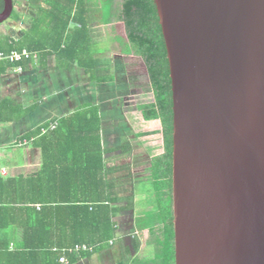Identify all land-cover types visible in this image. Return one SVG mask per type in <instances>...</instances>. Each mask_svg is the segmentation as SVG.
Listing matches in <instances>:
<instances>
[{
	"label": "crops",
	"instance_id": "crops-1",
	"mask_svg": "<svg viewBox=\"0 0 264 264\" xmlns=\"http://www.w3.org/2000/svg\"><path fill=\"white\" fill-rule=\"evenodd\" d=\"M15 2L17 15L0 25V43L11 38L27 45L21 49L33 52L37 59L16 66L0 62V104H11L5 106L0 121V178L36 176L44 165L38 144L42 135L60 126L71 130L74 121L79 129L91 124L104 164L102 176L110 186L107 193L118 200L114 205L117 229L105 248L73 262L69 256L68 264H151L156 246L150 230L139 232L137 220L154 214L156 207L148 210L138 202L142 196L156 206L155 194L144 191L146 184H154L153 160L164 153L163 132L160 119H147L141 108L153 103L155 96L146 65L136 56L119 19L124 0ZM17 67L24 72L17 73ZM69 118L73 122L65 121ZM52 122L57 128L43 134ZM24 141L30 144L17 145ZM66 149L71 148L49 150L55 154L50 156V167L59 168ZM69 195L87 197L82 191ZM13 234L17 244L24 242V230ZM15 249V244H1L0 264H8L7 251Z\"/></svg>",
	"mask_w": 264,
	"mask_h": 264
},
{
	"label": "water",
	"instance_id": "water-1",
	"mask_svg": "<svg viewBox=\"0 0 264 264\" xmlns=\"http://www.w3.org/2000/svg\"><path fill=\"white\" fill-rule=\"evenodd\" d=\"M0 25L14 12L4 0ZM172 93L174 264H264V0H154Z\"/></svg>",
	"mask_w": 264,
	"mask_h": 264
},
{
	"label": "trees",
	"instance_id": "trees-1",
	"mask_svg": "<svg viewBox=\"0 0 264 264\" xmlns=\"http://www.w3.org/2000/svg\"><path fill=\"white\" fill-rule=\"evenodd\" d=\"M4 5V0H0V13ZM119 19L125 25L136 56L142 58L146 65L155 96L153 103L141 108L147 119H160L163 132L164 153L153 160L151 169L156 212L137 220V229L139 232L150 230L157 250L151 264H174L172 93L154 0H124ZM31 30L33 32V27ZM30 38L27 36L25 42H29ZM26 46L6 38L0 45V51L8 54ZM8 104H0V121ZM74 122L71 130L66 131L60 126L42 135L38 144L43 149L44 165L39 174L5 181L0 178V245L12 243L16 248L13 252L7 251L8 264H59L62 250L78 245L94 249L93 252L70 256V262H73L79 256L100 251L115 238L117 209L114 205L118 200L107 193L110 186L105 182L107 178L102 176L104 164L97 147L98 137L91 124L81 125L79 129ZM54 146L71 148L69 151L66 149L65 160H58L59 168L49 166L50 156L55 155L49 150ZM64 161L68 163L64 164ZM80 191L87 197L80 200L67 196ZM18 229L25 231L21 244H17L13 234Z\"/></svg>",
	"mask_w": 264,
	"mask_h": 264
},
{
	"label": "built area",
	"instance_id": "built-area-1",
	"mask_svg": "<svg viewBox=\"0 0 264 264\" xmlns=\"http://www.w3.org/2000/svg\"><path fill=\"white\" fill-rule=\"evenodd\" d=\"M37 56L36 54H34L33 52L25 49V50H20V51H12L8 54H5L3 52H0V62H6L10 65H21L22 63L25 62H30L33 60H36ZM17 73L21 74L22 72H24V69H22L21 67H17L16 70ZM57 128V123H51L48 127L43 128L42 132L47 133L49 130H54ZM28 144H30L29 141H24V142H19L17 143V145L19 147H24L27 146ZM93 248L91 246H87V245H78L75 246L74 248H70V249H65L62 250L61 253V257H60V264H68L69 263V256L72 255H76V254H80L83 252H93Z\"/></svg>",
	"mask_w": 264,
	"mask_h": 264
},
{
	"label": "rangeland",
	"instance_id": "rangeland-1",
	"mask_svg": "<svg viewBox=\"0 0 264 264\" xmlns=\"http://www.w3.org/2000/svg\"><path fill=\"white\" fill-rule=\"evenodd\" d=\"M96 14V13H95ZM16 9H14V12L13 14L11 15V17L9 18V20H12L15 18L16 16ZM97 15V14H96ZM108 12L107 11H104V17L107 16L108 17ZM8 20V21H9ZM6 21V22H8ZM145 96H148V94H146ZM144 97V96H143ZM142 99V98H141ZM146 187L148 189H146V191H144V194H150L151 193H154L155 191V188H154V184L153 185H150V184H146ZM155 194V193H154ZM147 196V195H146ZM133 203V202H132ZM138 206H142L143 208L145 209H150V207H156L151 201H147V200H144L142 196H139V202H138Z\"/></svg>",
	"mask_w": 264,
	"mask_h": 264
}]
</instances>
